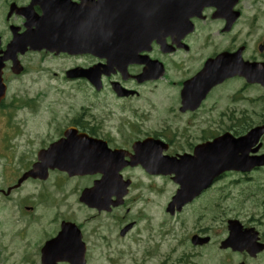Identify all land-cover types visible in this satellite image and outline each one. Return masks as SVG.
I'll return each mask as SVG.
<instances>
[{
	"label": "flooded vegetation",
	"instance_id": "af4514ba",
	"mask_svg": "<svg viewBox=\"0 0 264 264\" xmlns=\"http://www.w3.org/2000/svg\"><path fill=\"white\" fill-rule=\"evenodd\" d=\"M201 3L118 0L120 27L151 30L156 26L165 32L162 39L167 51L152 38L149 49L139 52L140 61L146 56V60L162 63L163 75L154 78L157 64L143 61L128 64L125 70L114 66L105 69L109 74L103 72L107 0H0V56L15 36L37 35V48L20 44L16 50H8L15 52L23 67L13 76L33 71L52 75L61 83L75 85L71 91L56 88L55 96L78 93L75 96L80 100L77 105H63L58 115L43 120L10 119L12 111L27 104V99H16L17 94L7 93L0 101V259L7 260L4 254L8 249L2 241L17 238L21 243L19 264H70L60 257L61 252L78 253L80 235L85 264L94 257L101 264L112 263L113 253L137 252L139 248L141 264H149L154 251L151 217L146 206L133 209L137 199L132 192H153L156 188L150 180H159L167 181L169 192L159 205L161 231L157 235L164 250L155 264H264V215H245L241 209L244 200L226 205L228 200L218 199L224 187L219 181L227 175L247 180L251 172L264 166L250 172H223L200 195L171 213L166 206L178 187L172 176L150 174L142 164L128 163L135 149L139 159L148 161L191 156L223 133L242 136L253 124L264 123V81L251 83L247 78L264 75V31L259 33L257 27L264 19V0H205L200 16L190 18L192 31L179 38L166 34L167 4L177 5L181 11L182 6L196 9ZM220 54L228 55L223 70L236 72L218 74L215 69L216 74L197 75L208 59ZM246 62L255 64L253 73L244 72L242 63ZM10 65L7 60L4 70L9 71ZM92 68L99 89L90 83ZM193 79L195 83L183 90ZM161 83L169 93L157 91ZM158 102L162 104L158 109L161 116L152 119ZM256 111L262 114L256 115ZM100 142L119 151L117 163L111 165L131 182L123 203L109 212L79 200L82 190L101 176L97 166L90 169L93 174L77 170L88 154L95 157L100 152ZM262 151L264 141L259 153ZM31 170L40 177L23 178ZM236 205L240 210H235ZM52 208L56 213L49 217ZM33 214H38V219L32 222ZM229 235L232 241L223 244ZM50 240L53 251L45 255L44 246Z\"/></svg>",
	"mask_w": 264,
	"mask_h": 264
},
{
	"label": "water",
	"instance_id": "95a60500",
	"mask_svg": "<svg viewBox=\"0 0 264 264\" xmlns=\"http://www.w3.org/2000/svg\"><path fill=\"white\" fill-rule=\"evenodd\" d=\"M117 2L118 0H107V27L105 30L106 59L108 67L116 66L124 70L128 64L138 62V52L147 48L146 44L151 38L155 37L157 38L156 40L159 41V36L163 34L164 31L159 30L156 26L151 27V30L144 29L145 31L139 30V28L135 26L120 27L117 18L119 12ZM164 18L166 19V34H173L174 32L177 34L176 27L180 25L182 27L184 12L179 11L177 5H172L169 9H167L166 6ZM180 32H183V30ZM148 33L149 35L145 37V34ZM36 42L37 35L35 32L24 33L20 36L14 37L8 50H16L20 44L22 46L28 44L30 48H35L37 44ZM142 42L145 46L142 45ZM160 44L164 46L165 43L162 42ZM98 45L99 43L97 42L96 48ZM8 58H11L12 60V72H20V65L16 60L15 55L12 54V56H10L6 54L5 51L3 56L0 57V98L5 93V85L2 81L3 61ZM143 59L146 58L143 57ZM156 62L157 61L147 60L146 64L151 65V63ZM210 62L211 61H208L203 70L197 75H211L214 70ZM222 62L224 61L220 59L219 63ZM156 69L157 73L155 74V78L162 75L164 70L160 62H158ZM250 76L251 82H263L264 75ZM91 81L96 87L98 86L97 78L96 80ZM189 84L190 82H187L184 89L187 88ZM263 134L264 125L256 126L243 137L234 139L233 137L224 134L219 137L218 141L215 140L213 143L199 146L194 151L193 156H181L179 159L166 156V158L163 157L150 161L138 158L135 161H130L129 164L140 162L150 173L161 172L174 174L173 180L179 184V188L172 197L171 203L168 205V209L171 210L174 207L179 208L184 202L195 197L203 188L207 187L212 182L213 178L225 170H249L255 166L264 165V153L260 155L249 154H254L258 150L260 145L256 144ZM111 153L103 148V151L100 150L95 157L88 154L81 161L82 165L77 169L79 173L84 171L92 172L90 169L93 166H97L90 165L94 161H97L100 165L104 164V166H107L106 169H103L104 166H97L101 168L100 171L104 172L103 178L100 181H97L93 188L84 190L81 194V200L100 209L108 208L109 204H119L118 198L126 193V190L120 191V184L118 182L119 176L116 175L115 170L108 169L107 162H112ZM72 169L73 168H71L70 171H72ZM28 175L37 176L35 172H29L27 176ZM111 195H116L115 201H110ZM80 259V264H83V258L81 256Z\"/></svg>",
	"mask_w": 264,
	"mask_h": 264
},
{
	"label": "rangeland",
	"instance_id": "374dc122",
	"mask_svg": "<svg viewBox=\"0 0 264 264\" xmlns=\"http://www.w3.org/2000/svg\"><path fill=\"white\" fill-rule=\"evenodd\" d=\"M252 12V11H251ZM1 17V16H0ZM258 32L264 31V19H262L258 24ZM36 63L34 62V66ZM46 66H49V63H46ZM8 69V68H7ZM5 82L7 84V93L9 95H16V99H27L26 105L22 107L21 109L17 111H12L10 113V119L12 120H43V119H49L53 118V115L59 114L61 110L64 109L63 105H77L80 103V100H78L79 96H62L57 97L55 94L57 93L56 88H65L69 91L73 90L75 88V85L70 83H61V81H57L52 78V75H42L39 74L36 71H33L31 73H25L23 75H20L19 77H14L11 75V73L8 70H5ZM163 83L157 86V91H160L159 93H164L162 91L166 90V93H169L167 85L166 89H163ZM71 93V92H70ZM47 94V95H46ZM68 98L65 100V98ZM157 109L152 115V119H155L157 116H161L162 111L158 109H162V104L157 103ZM40 108V109H39ZM43 111V112H42ZM256 115L262 114L260 111L255 112ZM168 117V115L166 114ZM58 117V116H57ZM158 117V118H159ZM173 130L179 131L180 128L173 127ZM18 139L15 140V143H17ZM12 157V156H11ZM139 178V176H138ZM151 183H153L156 190L153 192H148L147 190H135L132 192V196H138V199L144 200L145 202H134L133 203V209L137 210L142 206H147V210L149 211L148 214L150 216L155 217V224H150V233L152 234L150 243H162L160 241L162 238H160L157 235V221L159 220V216L161 212V208L159 207L160 202L164 201L168 197L169 189H166V186L168 185L166 182H161L159 180H150ZM148 183V182H147ZM224 187H221L218 193V199L221 198L228 200L229 202L226 203V205H230V203L234 200H244L246 201L245 205L241 208L246 213L245 215H264V170H258L253 173H251L248 176V180H245L244 178H240L239 175L232 174L227 175L222 181L219 182ZM28 190H35L34 187H27ZM159 189L162 190L161 193H159ZM27 190V191H28ZM76 197V195L73 196V198ZM9 203H11L9 201ZM49 204V203H47ZM61 206L63 205L60 204ZM157 205L158 210L154 209ZM64 207V206H63ZM58 208V206H56ZM160 210V211H159ZM235 210H240V208L236 205ZM56 213L55 209L52 208L51 213L49 217ZM60 214V213H59ZM34 217L31 218V221H35L38 219V214H33ZM173 222V226L175 227V223ZM179 227V225L177 224ZM166 227V226H165ZM164 227V228H165ZM169 238V235H167ZM1 240V239H0ZM12 241L18 242L17 246H13ZM5 244V248L8 249L4 256H7V260L4 261L3 259H0V264H19L20 257L18 254H20V241L15 238L13 240L8 241L6 243V240H3ZM10 242V244H9ZM1 244V241H0ZM28 248V246H27ZM27 248L25 251H27ZM164 248L163 244L158 245V250L162 251ZM142 248H139L137 252L131 251H123V254H117L113 253L114 256V262L107 263V264H141L142 261L140 260ZM31 251V248L28 249V252ZM165 252V251H164ZM163 252V253H164ZM162 258V254H159L158 252L152 253V257L150 259L149 264H155L158 261H160ZM139 259V262L137 263L135 260ZM90 264H101V262L96 261L95 257L92 259ZM148 264V263H147Z\"/></svg>",
	"mask_w": 264,
	"mask_h": 264
}]
</instances>
